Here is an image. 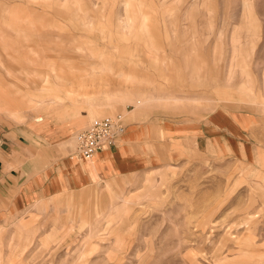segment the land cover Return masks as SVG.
<instances>
[{
    "label": "rangeland",
    "instance_id": "rangeland-1",
    "mask_svg": "<svg viewBox=\"0 0 264 264\" xmlns=\"http://www.w3.org/2000/svg\"><path fill=\"white\" fill-rule=\"evenodd\" d=\"M106 116L120 152L73 155ZM17 140L51 176L3 201L0 264H264V0H0V149ZM121 152L81 186L63 166Z\"/></svg>",
    "mask_w": 264,
    "mask_h": 264
},
{
    "label": "crops",
    "instance_id": "crops-1",
    "mask_svg": "<svg viewBox=\"0 0 264 264\" xmlns=\"http://www.w3.org/2000/svg\"><path fill=\"white\" fill-rule=\"evenodd\" d=\"M127 18L125 19V21H122L121 23L123 26L126 27L130 26V23L128 22ZM138 104H141V102H138ZM36 121H41V119L37 118ZM42 137L49 145V147H51L50 144L55 142V141H51L53 137L58 138V140L60 139V137H57L56 134H52V132H44L42 134ZM16 143L12 148L13 152L11 154L9 153L4 154V151L0 149V207L1 208L3 207V201L5 199L11 198L13 195V191L21 186L23 193H21V196L19 195L16 198L15 204L16 206H22L23 202H26L27 200H30L31 197H33L32 195L35 192L32 190V187L35 185V182L37 181H41V183H45L43 181L48 182L45 179L51 176L47 174L48 172H46V169L43 170L40 167H39L40 169L36 168L35 156L33 157L27 156V152H24L29 148V145L22 143V141L20 140H17ZM26 146L27 148H25ZM115 148L116 146L111 147L108 150L99 152L98 154H96V158L93 162H95L97 158L102 157L104 155H108V156L110 155L111 157L117 155L120 151L118 152L114 151L113 149ZM17 159L22 161H20L17 164L18 161ZM6 162H9L10 165H13V167L10 168V170L8 171L6 168ZM72 163L73 161L69 159L65 162V164H63V166H66V168L70 171V176L73 181L72 183L77 186L84 185L86 182L92 180V178L93 179L96 177L99 178L100 176L104 177L107 176V174H111L112 172L120 173L122 170H126L129 166V162L124 156V153H122L120 159H117V164L112 166V169L110 168L111 170L108 171L106 169L94 170L93 168L90 169L91 172H88V170L85 169L77 170L74 169V165ZM24 191L26 192L25 194ZM21 202L22 205H19V203Z\"/></svg>",
    "mask_w": 264,
    "mask_h": 264
},
{
    "label": "built area",
    "instance_id": "built-area-1",
    "mask_svg": "<svg viewBox=\"0 0 264 264\" xmlns=\"http://www.w3.org/2000/svg\"><path fill=\"white\" fill-rule=\"evenodd\" d=\"M124 129L117 118L106 116L93 119L87 128L75 134L72 154L83 159H91L99 152L115 147Z\"/></svg>",
    "mask_w": 264,
    "mask_h": 264
}]
</instances>
